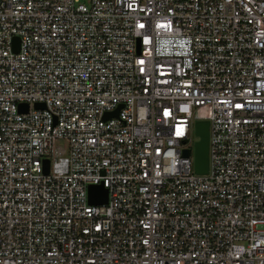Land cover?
Returning a JSON list of instances; mask_svg holds the SVG:
<instances>
[{
    "label": "built area",
    "instance_id": "2783aa9c",
    "mask_svg": "<svg viewBox=\"0 0 264 264\" xmlns=\"http://www.w3.org/2000/svg\"><path fill=\"white\" fill-rule=\"evenodd\" d=\"M0 264H264V0H0Z\"/></svg>",
    "mask_w": 264,
    "mask_h": 264
},
{
    "label": "water",
    "instance_id": "95a60500",
    "mask_svg": "<svg viewBox=\"0 0 264 264\" xmlns=\"http://www.w3.org/2000/svg\"><path fill=\"white\" fill-rule=\"evenodd\" d=\"M17 41V37L15 38ZM17 46V44H16ZM24 102L19 103L20 108H25ZM35 106H43L42 102H35ZM116 111V110H115ZM195 131L199 138L195 141L194 157H195V169L198 172H205L208 168V120L197 119L195 122ZM185 155L189 154V149L183 150ZM46 163L48 162L45 160ZM89 200L92 202H105L107 199V188L102 183L90 184Z\"/></svg>",
    "mask_w": 264,
    "mask_h": 264
},
{
    "label": "rangeland",
    "instance_id": "374dc122",
    "mask_svg": "<svg viewBox=\"0 0 264 264\" xmlns=\"http://www.w3.org/2000/svg\"><path fill=\"white\" fill-rule=\"evenodd\" d=\"M197 135L195 134V132L194 131H192L191 132V141H193L194 142V140H196L197 139ZM192 144V143H191Z\"/></svg>",
    "mask_w": 264,
    "mask_h": 264
}]
</instances>
